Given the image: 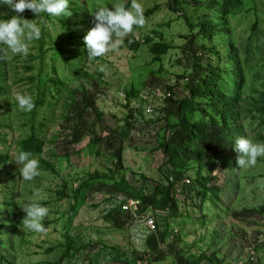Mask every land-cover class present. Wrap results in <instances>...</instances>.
I'll return each mask as SVG.
<instances>
[{"label":"rangeland","instance_id":"374dc122","mask_svg":"<svg viewBox=\"0 0 264 264\" xmlns=\"http://www.w3.org/2000/svg\"><path fill=\"white\" fill-rule=\"evenodd\" d=\"M118 2L131 5L69 0L72 15L46 24L19 14L42 36L0 60V264H264V157L242 170L235 150L241 136L264 143V0H138L145 26L90 60L91 14ZM32 137L41 175L28 182L15 156ZM167 178L192 183L155 198ZM34 189L46 234L21 223ZM147 213L159 231L140 238Z\"/></svg>","mask_w":264,"mask_h":264},{"label":"clouds","instance_id":"9594fccd","mask_svg":"<svg viewBox=\"0 0 264 264\" xmlns=\"http://www.w3.org/2000/svg\"><path fill=\"white\" fill-rule=\"evenodd\" d=\"M0 5L7 6L17 14L10 19L0 20V60H6L9 52L12 55L27 57L30 42L41 39L42 30L35 20L23 19L19 14L29 10L42 24L47 23L42 14L52 18L72 15L69 0H0ZM91 15L94 18V27L84 36L87 57L90 60L117 50L134 28H143L146 24L144 9L138 0H131L130 7H126L123 2L115 3L112 10L108 6H99ZM100 71L106 73L107 66L101 65ZM15 100L19 109L24 112L30 113L36 107L31 95L18 93ZM235 150L239 153L237 168L242 170L254 168L258 158L264 157V143H254L244 136L236 139ZM31 155L27 151H20L15 156V163L19 165L23 181L31 182L41 175L40 162L31 158ZM216 171H219V168ZM257 183L264 189V180ZM31 199L33 202L22 209L26 215L21 223L30 232L46 234L48 229L44 227L43 221L49 215V209L37 202L42 199L41 191L34 189Z\"/></svg>","mask_w":264,"mask_h":264},{"label":"built area","instance_id":"2783aa9c","mask_svg":"<svg viewBox=\"0 0 264 264\" xmlns=\"http://www.w3.org/2000/svg\"><path fill=\"white\" fill-rule=\"evenodd\" d=\"M175 180L170 178V183L174 185V188L176 191L180 190L181 185L182 187H189L191 185V179H186L185 181H180L175 183ZM181 183V184H180ZM117 206L120 207L125 212H130L129 214L136 215L138 214L139 206L140 204L133 200V199H126L122 196L118 197L116 200L113 201ZM139 224V230H137V235L140 236V238H147L152 237L156 235L159 231V224L156 216L153 213H147L145 215H142L141 217H138ZM174 227H172L170 230L173 232Z\"/></svg>","mask_w":264,"mask_h":264},{"label":"trees","instance_id":"16d2710c","mask_svg":"<svg viewBox=\"0 0 264 264\" xmlns=\"http://www.w3.org/2000/svg\"><path fill=\"white\" fill-rule=\"evenodd\" d=\"M189 92H193V91L189 90ZM214 124H216V123L214 122ZM181 127H186V126L184 125ZM190 129L192 130L193 128H190ZM22 147H23L24 151H27L31 154L40 153V151H41V146H38V141L33 137L24 141L22 144ZM162 149L165 152L166 156L169 155L168 147L165 143L162 145ZM229 163H230V161H229ZM167 183H168L167 186L166 185L165 186H159L157 188L156 193H155V198L161 197V198L169 199V197H170L169 193L171 191L170 187H173L174 185L170 183V178H167ZM198 183H200V185H202L201 182H198ZM68 248H70V249L74 248L73 243H69Z\"/></svg>","mask_w":264,"mask_h":264}]
</instances>
